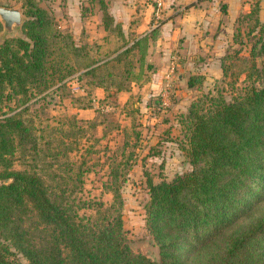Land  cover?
Here are the masks:
<instances>
[{
	"label": "trees",
	"instance_id": "1",
	"mask_svg": "<svg viewBox=\"0 0 264 264\" xmlns=\"http://www.w3.org/2000/svg\"><path fill=\"white\" fill-rule=\"evenodd\" d=\"M15 1L25 18L21 35L0 41V264H22L17 254L27 264H264V211L243 221L264 199V24L257 7L235 19L252 20L244 29L248 56L240 58L247 65L235 74L243 73L242 92L226 100L208 91L191 100L179 122V149L190 168L169 180H147L144 229L157 249L151 260L132 251L123 227L125 160L107 165L101 183L107 203L85 196L88 166L76 154L79 142L54 135L62 122L42 124L28 103L65 88L73 77L86 90L73 98L77 109L147 83L154 71L146 60L148 37L125 47L119 25L100 3L107 34L77 44L38 0ZM239 52L219 56L222 77L229 69L225 59ZM202 81L191 74L185 83L198 87ZM92 87L103 90L102 98H94Z\"/></svg>",
	"mask_w": 264,
	"mask_h": 264
},
{
	"label": "rangeland",
	"instance_id": "2",
	"mask_svg": "<svg viewBox=\"0 0 264 264\" xmlns=\"http://www.w3.org/2000/svg\"><path fill=\"white\" fill-rule=\"evenodd\" d=\"M8 4L20 6L15 0H9ZM38 4L47 11L57 29L66 31L73 37V32L66 26L69 14L65 0H38ZM252 7H257V19L264 24V0H252L250 8ZM85 11H88V7L81 5L80 12L83 14ZM241 14L243 13L239 12L238 16ZM247 24H252V20L241 19V22H235L231 35L223 38L216 50L208 49L204 54L203 51L202 54L196 51L189 55L190 59L186 62L185 59L183 62L176 60L169 67L159 66L165 70L158 77L159 81H152L151 72L150 85L147 88L142 89V85L137 86L136 83L129 84L130 88L134 87L128 90L129 93L117 92L105 104L93 102L92 108L77 109L79 101L73 98H80L86 90L84 81H77L75 77L69 80L65 88L43 99L31 98L28 102L30 110L42 124L50 123L55 126L56 121L62 122L54 135L68 140L77 139L79 142L81 149L76 154L82 153L88 166L83 174L82 193L85 196L89 195L107 203L110 195L102 192L101 188L107 165L111 159L125 160L128 167L124 174L125 179L120 185L123 227L132 251L151 260L157 259V249L144 229L143 206L148 198L147 180L153 183L161 179L169 180L173 175L190 168L179 149L183 142L179 122L191 100L208 91L211 95L218 92L226 100L231 95L242 92V86L246 85L243 73L235 74L247 65L240 60L241 57L248 56L249 43L244 34ZM237 30L239 35L235 36ZM73 40L77 44H89L84 38L83 28L80 37H73ZM238 48L240 52L236 58L225 59L229 69L227 75L222 77L219 56L232 55L233 50ZM93 49L94 47L91 52ZM177 53L180 55L179 51ZM170 69L169 79L166 80L164 76ZM154 71L156 72L155 66ZM191 74L203 76L198 87L186 86L185 81ZM165 82H168L169 87L164 95V103H161ZM95 88H90L91 94L95 99L102 98L104 92ZM83 98L81 101L85 102ZM70 116H74L75 124ZM75 126H79L82 131H76ZM86 146L88 149L84 152ZM19 167L21 166L15 163L14 168ZM262 211L264 199L251 212V216L243 221L252 219ZM14 257L22 264H27L20 254Z\"/></svg>",
	"mask_w": 264,
	"mask_h": 264
},
{
	"label": "crops",
	"instance_id": "3",
	"mask_svg": "<svg viewBox=\"0 0 264 264\" xmlns=\"http://www.w3.org/2000/svg\"><path fill=\"white\" fill-rule=\"evenodd\" d=\"M9 0H0V5ZM252 0H65L69 14V31L80 37L81 29L87 42L100 39L107 34L101 23L100 3L119 25L126 46L134 40L147 36L146 60L155 66L152 81H159L164 68L176 60L188 61L189 55L203 54L208 49L216 50L222 39L231 35L239 12L249 11ZM224 4V13L220 5ZM81 5L88 11L80 12ZM66 22V21H65ZM111 41L116 39L109 33ZM179 51V54L177 53ZM149 81L142 85L147 88ZM134 88V87H133ZM133 88H130L133 89ZM101 90L100 88H95ZM148 90L145 92L147 93ZM130 92V91H126ZM103 93V92H102ZM144 95V94H143Z\"/></svg>",
	"mask_w": 264,
	"mask_h": 264
},
{
	"label": "water",
	"instance_id": "4",
	"mask_svg": "<svg viewBox=\"0 0 264 264\" xmlns=\"http://www.w3.org/2000/svg\"><path fill=\"white\" fill-rule=\"evenodd\" d=\"M20 6L8 7L0 5V41L15 34L21 35V25L24 21Z\"/></svg>",
	"mask_w": 264,
	"mask_h": 264
},
{
	"label": "built area",
	"instance_id": "5",
	"mask_svg": "<svg viewBox=\"0 0 264 264\" xmlns=\"http://www.w3.org/2000/svg\"><path fill=\"white\" fill-rule=\"evenodd\" d=\"M169 73H171V69L165 74V79L166 80H168L169 78ZM168 87H169V84H168V82H165L164 83V88H163V90H162V93H161V100H162V102L161 103H164V95L167 93V91H168Z\"/></svg>",
	"mask_w": 264,
	"mask_h": 264
}]
</instances>
